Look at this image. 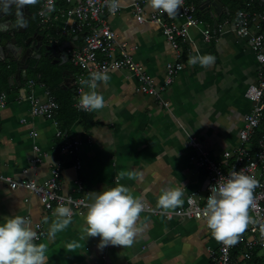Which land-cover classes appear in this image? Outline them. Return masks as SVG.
I'll list each match as a JSON object with an SVG mask.
<instances>
[{
	"label": "crops",
	"instance_id": "1",
	"mask_svg": "<svg viewBox=\"0 0 264 264\" xmlns=\"http://www.w3.org/2000/svg\"><path fill=\"white\" fill-rule=\"evenodd\" d=\"M135 1L120 0L121 11L112 16L105 15V18L118 39L127 44L130 55L159 84L165 75V63L173 59V50L159 27L135 21L130 8ZM143 2L147 12L155 10L148 0ZM186 2L197 6L194 0ZM227 6L228 15H214L219 17L216 26L211 14L201 12L197 7L198 19L215 38L205 42L199 31L192 28L189 31L192 41L182 44L190 56L211 54L215 61L205 68L189 64L188 59L164 94L167 107L161 106L155 98L137 92L134 75L126 71L108 73V84L98 88L104 96L105 106L90 112L100 124L93 126L89 133L79 121L71 128L69 140L78 145L75 155L61 152V149L56 152L57 127L48 120L32 116L27 99L18 101L16 98L41 94V83L35 81L30 70L21 85L9 86L11 82L7 80L9 91L2 92L8 94L9 102L0 109V175L26 177L41 183L49 177L51 165L58 163L62 172L61 191L65 194L79 193L89 199L87 193L115 186L119 180L131 189L133 196L153 209H160L157 197L165 187L182 184L185 188L183 200L190 194L202 197L207 183L206 172L196 164L200 151L189 145V141L195 139L202 151L216 159L224 150L236 145L242 118L250 106L243 93L254 81L256 71L247 43L232 33L239 4L230 0ZM227 26L229 29H225ZM30 28L29 32L34 34L36 29ZM36 28L45 44L55 46L46 42V31L42 30L40 20ZM73 37H62L61 44L56 47L69 44ZM81 43L82 38L78 37L70 47ZM63 55L66 57L64 50ZM38 64L31 62L30 66ZM70 65L73 75L63 73L61 84L69 77L75 88L76 67ZM87 91L86 86L82 87V92ZM32 131L37 133L36 138H32ZM33 145L40 149L39 163H33ZM127 172L139 173V177L119 179L121 173ZM54 212L55 209L45 211L29 191L10 189L7 182L0 180V222L13 215L29 218L31 225L41 222L45 233L39 243L48 244V264H101L105 261L114 264H214L211 254L218 242L205 220H166L140 213L138 223L142 231L131 246L99 248V237L81 239L84 223L81 213L86 210L74 212L68 228L48 239L47 230L56 219ZM73 240L79 247L69 251L67 244Z\"/></svg>",
	"mask_w": 264,
	"mask_h": 264
},
{
	"label": "built area",
	"instance_id": "2",
	"mask_svg": "<svg viewBox=\"0 0 264 264\" xmlns=\"http://www.w3.org/2000/svg\"><path fill=\"white\" fill-rule=\"evenodd\" d=\"M244 5L235 12L232 33L243 39L253 54L256 71L254 81L248 84L243 97L250 103L249 110L242 118L241 126L237 132V143L232 148L224 150L219 159L213 158L206 151H202L195 139L189 141V145L200 151L196 164L206 172L207 183L205 194L200 197L190 194L184 198V203L168 211L150 208L144 204L141 213L160 216L163 219L182 218L186 220H204L202 209L206 206L209 187L214 185L220 176H227L233 169H243L246 174L254 176L259 186L254 191V202L257 209L250 214L255 218H264V9L256 7V0H243ZM47 0H40L37 16L41 22L42 30L46 31V42L49 45L59 46L62 37L79 36L83 34L82 43L79 46L64 49L68 61L81 72L74 79L77 97L75 107L78 106L79 95L82 92L80 80L88 79L89 74L99 70L126 71L137 79L135 90L146 96L155 98L163 107L168 103L164 99L166 88L170 86L175 76L182 71L183 64L179 61L182 52V43L192 41L189 31L194 28L199 31L205 42H210L215 36L208 27H203V22L196 15L197 6L183 0V5L174 18L162 14L159 10L147 12L143 0H136L130 4L131 13L138 24H152L160 28L163 37L173 50V59L165 63V75L161 82L155 83L147 73L146 68L139 64L127 50V44L118 39L116 32L110 27L105 15L112 16L123 8L120 3L115 14L109 12L106 0H54V11L48 12ZM264 4V0L262 1ZM201 27V28H200ZM200 28V29H199ZM29 85L35 83L28 82ZM40 95L28 94L17 96L18 101L27 99L30 105L29 112L34 117H40L50 121L56 126V112L58 103L48 89L41 84ZM15 98V99H16ZM9 102L8 94H0V109L6 107ZM32 138L37 133L32 131ZM56 135H61L57 129ZM77 143L67 140L61 147V152L75 155ZM35 154L33 163L41 161L40 149L32 146ZM26 172V170H24ZM0 180L8 183L10 189L23 188L37 197L43 209L47 212L55 209L59 204L70 207L73 213H81L87 210L90 202L82 194H65L61 191L62 172L60 164L53 163L49 171V177L38 183L26 177L13 178L0 175ZM29 219V218H28ZM30 220V219H29ZM34 230L40 236L39 243L45 233L41 222L32 224ZM254 257L264 264V238L261 237L258 226L250 225L239 236L238 242L232 246H226L218 242L211 258L214 264H247ZM101 264H114L103 262Z\"/></svg>",
	"mask_w": 264,
	"mask_h": 264
},
{
	"label": "clouds",
	"instance_id": "3",
	"mask_svg": "<svg viewBox=\"0 0 264 264\" xmlns=\"http://www.w3.org/2000/svg\"><path fill=\"white\" fill-rule=\"evenodd\" d=\"M21 8L24 5H35L39 0H16ZM120 0H106L110 13L115 14ZM151 8L159 10L174 18L183 5V0H148ZM48 12L54 11V0H47ZM20 26L23 27L21 15ZM215 61L211 54L189 57V64H199L209 67ZM110 80L107 71L99 70L89 74L88 79L82 78L81 85L89 91L82 92L78 106L86 112L100 110L105 106L104 96L98 91L101 85L106 86ZM127 176L137 179L139 173H121L119 179ZM259 186L258 180L243 169H233L226 177L220 176L214 185L209 187L206 206L202 209V217L206 222L212 237L226 246L235 245L238 238L250 225L258 226L261 237L264 238V218H255L250 212L257 209L254 202V191ZM90 202L86 205L83 216L82 236L99 237V248L108 245L129 247L141 233L138 220L144 210V204L139 197L132 194L130 188L119 183L106 186L100 192L87 193ZM185 188L182 184L175 187L163 188L158 197L157 205L163 211L181 206ZM257 211H259L257 209ZM56 219L49 225L46 236L52 239L58 232L65 231L72 223L73 211L70 207L59 204L55 208ZM47 223V219L45 220ZM40 236L31 225V221L24 216L13 215L4 217L0 222V264H48V244L37 243ZM77 241L67 244L69 251L78 248Z\"/></svg>",
	"mask_w": 264,
	"mask_h": 264
},
{
	"label": "water",
	"instance_id": "4",
	"mask_svg": "<svg viewBox=\"0 0 264 264\" xmlns=\"http://www.w3.org/2000/svg\"><path fill=\"white\" fill-rule=\"evenodd\" d=\"M197 3V7L201 12H209L213 17L216 26L219 22V17L222 14L228 15L227 1L229 0H194ZM261 3L263 0H259ZM32 5H24L22 8L16 0H0V60L9 61L15 63V71L9 76V86L17 83L21 85L22 81L27 79V69L30 62V54L40 50L42 46V36L38 33V30L34 31L32 37H28L25 41L18 40L16 35L19 33H25L27 30L28 22H30L32 14L30 12ZM21 15L23 17L24 26H20ZM217 15L219 17H215ZM74 36L72 42L64 44L57 48L56 46H45L46 50H50L52 53L50 57L55 59V62L64 64L67 62L63 55V50L69 48L72 43L82 37ZM38 59V58H37ZM73 86L72 80L65 78L60 88L66 90L71 89Z\"/></svg>",
	"mask_w": 264,
	"mask_h": 264
},
{
	"label": "trees",
	"instance_id": "5",
	"mask_svg": "<svg viewBox=\"0 0 264 264\" xmlns=\"http://www.w3.org/2000/svg\"><path fill=\"white\" fill-rule=\"evenodd\" d=\"M230 1V0H229ZM237 4H239V8L241 9L244 5L243 0H235ZM256 7L258 9H264V4L256 1ZM38 6L34 7V10L37 12ZM39 22V18L35 15L33 21L30 24V30L35 29V26ZM23 35H18L19 39L22 40ZM17 37V38H18ZM213 40V39H212ZM212 40L210 42H212ZM181 45V55L179 56V61L182 64H186L190 57L187 48L184 44ZM69 67H72L71 65ZM15 64L13 62H3L0 61V93L4 90L9 91V87L7 84V80L10 75L14 73ZM30 74L35 77V81L43 84L50 94L55 98L58 103V110L56 112V127L60 131L61 135L57 136L55 139L56 144V152H58L63 144L69 140L70 131L72 126L79 121L80 126L89 133V130L98 124L97 120H94V115L90 112H86L83 110H79L74 107L75 97L77 96L76 87L72 89L64 90L60 88L63 72L65 70L63 67H59L58 65L52 64L50 60H44L38 64V66L29 68ZM81 70L76 68V74H79ZM256 262V263H255ZM247 264H261L259 258L254 257Z\"/></svg>",
	"mask_w": 264,
	"mask_h": 264
},
{
	"label": "flooded vegetation",
	"instance_id": "6",
	"mask_svg": "<svg viewBox=\"0 0 264 264\" xmlns=\"http://www.w3.org/2000/svg\"><path fill=\"white\" fill-rule=\"evenodd\" d=\"M40 1V0H39ZM39 3V2H38ZM38 3L37 4H35V5H32L31 6V9H30V12L31 13H33L32 14V17H31V20H30V22H28V26H27V32L25 31V33H21V34H17L16 35V37H18V35H23L22 36V40L23 41H25L28 37H32L34 34H33V32L31 33V32H29V27H30V24H31V22L33 21V19H34V17H35V15H36V10H34V7H36L37 5H38ZM21 23V22H20ZM38 26V23H37V25L35 26V29H36V27ZM18 39H19V37H18ZM19 40H21V39H19ZM45 46H48L47 44H45V42L42 40V46H41V48H40V50L39 51H37V52H33L32 51V53L29 55L30 56V62H29V67H30V63L31 62H37V63H40L41 61H44V60H50L51 61V63L52 64H55V65H58L59 67H63V69L65 70V72H63V73H65V74H68L69 76L70 75H73L72 73V69H71V67H69V65L70 64H68V61L66 62V63H64V64H60V62H55L54 63V58L53 57H50V55H51V53H52V48L50 49V50H46L45 49ZM49 47H51V46H49ZM38 58V59H37ZM65 59H67V57H64ZM29 67H28V69H27V75H28V73H29ZM15 71V70H14ZM72 72V73H71ZM69 78V77H68ZM71 79V78H70Z\"/></svg>",
	"mask_w": 264,
	"mask_h": 264
},
{
	"label": "rangeland",
	"instance_id": "7",
	"mask_svg": "<svg viewBox=\"0 0 264 264\" xmlns=\"http://www.w3.org/2000/svg\"><path fill=\"white\" fill-rule=\"evenodd\" d=\"M225 29H229V26H227ZM55 63V61H54ZM68 64H71L70 62H68ZM169 87V86H168ZM168 87L166 88V90L168 89ZM136 92V91H135ZM237 264V263H236Z\"/></svg>",
	"mask_w": 264,
	"mask_h": 264
},
{
	"label": "bare ground",
	"instance_id": "8",
	"mask_svg": "<svg viewBox=\"0 0 264 264\" xmlns=\"http://www.w3.org/2000/svg\"><path fill=\"white\" fill-rule=\"evenodd\" d=\"M75 100V99H74ZM77 214V213H76ZM256 263V262H255Z\"/></svg>",
	"mask_w": 264,
	"mask_h": 264
}]
</instances>
